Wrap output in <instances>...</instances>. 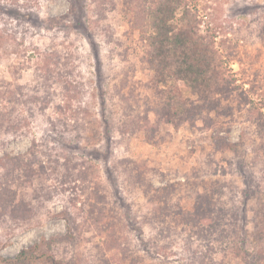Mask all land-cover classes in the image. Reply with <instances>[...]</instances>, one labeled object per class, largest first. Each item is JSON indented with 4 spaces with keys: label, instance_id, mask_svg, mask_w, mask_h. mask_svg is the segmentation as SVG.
I'll list each match as a JSON object with an SVG mask.
<instances>
[{
    "label": "rangeland",
    "instance_id": "374dc122",
    "mask_svg": "<svg viewBox=\"0 0 264 264\" xmlns=\"http://www.w3.org/2000/svg\"><path fill=\"white\" fill-rule=\"evenodd\" d=\"M181 1L202 82L149 46L168 0H0V264H264V0ZM200 194L212 249L153 217Z\"/></svg>",
    "mask_w": 264,
    "mask_h": 264
},
{
    "label": "trees",
    "instance_id": "16d2710c",
    "mask_svg": "<svg viewBox=\"0 0 264 264\" xmlns=\"http://www.w3.org/2000/svg\"><path fill=\"white\" fill-rule=\"evenodd\" d=\"M182 3L181 0H168V3L161 8L156 10V15L154 21L151 23L152 32L148 33L147 39L149 40V46L153 47L155 51L154 55L158 58V64L160 67L169 66L175 68L174 76L182 81H192L197 83L199 80L202 82L204 80L205 69H201V61L206 62L204 58H201L202 53L199 49H196L191 40V35L194 33L191 22L187 17V12L185 10L184 16L181 17L180 22L182 24L187 23V27L180 26L176 28L173 19L176 15V7ZM19 14V13H18ZM178 20V19H177ZM67 114V113H66ZM71 117L74 113H68ZM228 146L232 144L228 143ZM231 148V147H230ZM208 195L200 194L196 197V203L194 208L190 210H183L180 207H175L173 209L160 208L157 212H154L153 217H155L158 222H162L167 225L168 221L172 218V221H182L186 224H190L191 228L194 229L197 236H199L202 242L203 239L206 240V246L208 249H212L210 245L212 240H222L219 237V225L220 218L223 215V211L220 208H203L204 203L202 199H207ZM206 211L203 213L202 211ZM194 223L196 224L194 226ZM217 238H215V236ZM47 246H50L49 242H46ZM41 243H34L29 247L22 248L15 256L17 262L26 260L27 258L33 256L34 249H39ZM200 249L202 245L200 244Z\"/></svg>",
    "mask_w": 264,
    "mask_h": 264
}]
</instances>
